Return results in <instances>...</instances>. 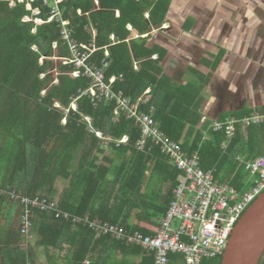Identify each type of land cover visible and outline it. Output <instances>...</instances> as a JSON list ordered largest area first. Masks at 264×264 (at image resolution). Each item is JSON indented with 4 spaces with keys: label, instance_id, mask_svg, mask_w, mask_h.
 Instances as JSON below:
<instances>
[{
    "label": "trees",
    "instance_id": "trees-1",
    "mask_svg": "<svg viewBox=\"0 0 264 264\" xmlns=\"http://www.w3.org/2000/svg\"><path fill=\"white\" fill-rule=\"evenodd\" d=\"M172 1L98 0L97 4L96 0H60L58 6L61 18L70 21L74 40L98 48L88 63L105 68L107 80L124 75L125 81H117L116 89L134 99L153 88L156 120L170 137L182 141L184 148L193 152L202 143V130L210 127L209 123L201 124L194 98L198 91L192 96L190 86H174L162 67L167 52L160 46L148 47L147 39H136L126 27L132 24L135 32L142 34L150 31L152 24L161 25ZM27 3L25 0L11 6L9 0H0V187L58 200L60 208L73 215L90 214L122 225L132 233H150L134 226L131 219L135 212L138 223L151 215L165 216L175 197L181 171L161 159L159 147L153 154L134 148L140 132L126 117L115 121L116 102L94 106L90 95L83 94L91 81L75 78L72 75L75 65L63 64V59H72V54L68 43L62 40L61 20L47 21L55 0L33 1V8L40 9L38 14ZM146 12L151 13L150 19L146 18ZM25 16L31 20H25ZM36 19L45 22L37 23ZM93 29L97 30L96 36ZM112 33L117 39L115 44L110 39ZM55 42L57 49L53 47ZM155 54L160 55L158 61L152 60ZM135 62H140L138 70L134 68ZM75 99L77 110L71 108ZM85 115L92 117L94 129L105 136L129 135L131 145L118 148L114 144L104 149ZM64 119L67 124L62 123ZM210 134L211 139L201 148L203 167L216 166V177L230 180L243 190L248 172L238 157L264 155V124L251 126L247 134L240 129L227 152L222 150L226 135L213 130ZM148 171L160 175L166 183L153 191L154 199L143 193ZM60 178L68 182L61 190L57 187ZM2 199L4 196L0 194V203ZM35 217L32 231L39 238L37 245L43 246L46 254L55 247V263L58 264L59 256L68 260V264H86V260L93 264L101 260L103 264L113 262L110 252L103 250L106 242L113 241L110 237L97 238L89 228L74 229L73 224L46 213L37 212ZM12 222L11 213L6 226H0L6 263L35 264L30 251L20 250L16 242L12 244L1 237V229L14 230ZM20 236L18 231L16 238ZM113 242L123 252L120 264L152 263V258L142 253L139 246ZM101 244L103 247L99 249ZM137 255H142L138 263L131 257Z\"/></svg>",
    "mask_w": 264,
    "mask_h": 264
},
{
    "label": "built area",
    "instance_id": "built-area-1",
    "mask_svg": "<svg viewBox=\"0 0 264 264\" xmlns=\"http://www.w3.org/2000/svg\"><path fill=\"white\" fill-rule=\"evenodd\" d=\"M24 1L9 0L11 6ZM33 1L35 0H28L27 7L38 14L40 9L33 8ZM44 3H48V0H44ZM59 3L60 0H55L52 16L47 21L55 18L61 20L62 40L68 43L72 54V59L64 58L63 64L75 65L76 70L72 73L75 78L85 77L91 81L90 88L83 94L90 95L94 106L116 102L115 121L120 122L126 117L140 132V137L133 144L134 148L153 154L155 148L159 147L166 161L181 171V178L167 214L160 219L156 231L146 235L138 231L131 233L123 226L93 218L90 214L73 215L61 209L58 200L52 201L43 195L28 196L16 188L5 190L12 201L19 205L20 235L25 239L30 237L36 213L40 212L73 225L81 224L89 228L97 238L107 236L128 245L139 246L143 252L153 257V264H171V255L182 256L184 264H219L237 223L253 205V201L264 192V155L252 158L239 155L238 159L245 164L249 173L245 179L249 188L243 191L230 180L223 181L216 177V166L207 169L203 167L202 144L211 139L210 130L221 132L226 135L222 150L227 152L240 129L247 134L251 126L264 124V110H254L242 117L229 116L225 120L213 121L209 129L202 130L203 139L198 149L188 151L182 141L170 137L156 120L157 107L152 103V89H146L134 99L126 95V92L115 89L117 81H125L124 75L107 80L105 68L88 63L98 48L94 44L80 45L74 40L73 30L69 27L70 21L60 16ZM96 3L98 4V0ZM78 12L81 14L82 11L79 9ZM24 19L31 20V17L25 16ZM36 21L45 22L43 19ZM93 32L96 36L97 30L93 29ZM111 39L116 43L114 36ZM53 47L57 49L58 43L55 42ZM34 48L37 50V47ZM106 56L109 57L108 50ZM153 59L157 60L158 55L153 56ZM134 68L138 69V63H135ZM42 95L45 96L46 91ZM76 100L71 103L73 110L78 108ZM55 106L59 107L60 103L56 102ZM64 120L67 124V119ZM85 121L101 140L100 144L104 149H109L114 144L118 148L131 145L129 135L122 138L105 136L103 132L94 129L91 116L85 115Z\"/></svg>",
    "mask_w": 264,
    "mask_h": 264
},
{
    "label": "crops",
    "instance_id": "crops-1",
    "mask_svg": "<svg viewBox=\"0 0 264 264\" xmlns=\"http://www.w3.org/2000/svg\"><path fill=\"white\" fill-rule=\"evenodd\" d=\"M119 14L120 11L117 10V15ZM145 16L150 19L151 13L146 12ZM126 27L133 31L136 39H147L148 47L160 46L167 52L162 67L164 75L171 79L174 86H190L189 93L192 96L198 91L194 98L201 115V124L206 122L211 125L213 121H221L229 116L242 117L240 115H248L254 110H264V0H173L166 21L161 25L152 24L151 30L142 34L135 32L132 24L128 23ZM112 36L116 39L114 33L110 39ZM155 55H158V59L152 57V60L158 61L160 55ZM135 63H138L139 69L140 62ZM153 98L154 92L152 100ZM159 156L165 160L162 153ZM152 174V171L147 172L143 193L154 199L153 191L156 192V188L162 186L155 183V175ZM2 195L4 199L0 203V226L3 228L8 218H11V213L16 219L20 215V209L8 194ZM6 196L11 201V206L7 203ZM136 214L137 212L131 223L146 229L150 232L148 234L156 231L163 217L153 218L151 215L138 223ZM73 226L74 229L86 228L81 224ZM1 230L2 238L8 239L9 243H17L19 228L17 231ZM110 239L124 243L112 237ZM113 241L106 242V250L103 244L99 249L103 247L104 251L110 252L113 262L109 264H120L123 252ZM0 245V264H7L2 240ZM141 252L151 257L153 264V257L142 249ZM56 253L55 247L48 250L49 264H57L53 259ZM141 256L131 257L138 263ZM58 259V264L69 263L60 256ZM86 264L93 263L86 260ZM97 264H103L102 260L97 261ZM171 264H184L182 256L171 255Z\"/></svg>",
    "mask_w": 264,
    "mask_h": 264
},
{
    "label": "water",
    "instance_id": "water-1",
    "mask_svg": "<svg viewBox=\"0 0 264 264\" xmlns=\"http://www.w3.org/2000/svg\"><path fill=\"white\" fill-rule=\"evenodd\" d=\"M264 256V192L247 209L231 234L220 264H260Z\"/></svg>",
    "mask_w": 264,
    "mask_h": 264
},
{
    "label": "rangeland",
    "instance_id": "rangeland-1",
    "mask_svg": "<svg viewBox=\"0 0 264 264\" xmlns=\"http://www.w3.org/2000/svg\"><path fill=\"white\" fill-rule=\"evenodd\" d=\"M62 123L66 124V120H63ZM248 176H249V173L246 175V178H248ZM156 182L159 186L166 184V183H164L163 177H161L160 175L155 176V183ZM67 185H68L67 180L63 179V178H60L57 182V187L60 190L63 189L64 186H67ZM167 187H169V185H166V189H167ZM248 188H249V186L246 184V181H245V188L243 189V191H246ZM5 192H6L5 189H2V191L0 193L3 194ZM7 203L11 206V201L9 199L7 200ZM1 209H2V207L0 208V210ZM19 221H20V215L18 214L16 219L13 218L12 223H13V227L15 229L13 231H17ZM34 232L31 230L30 237L27 239L23 238V240H21L18 238V241H17L18 247L20 250H26L28 252L30 251V253H29L30 257L34 261L35 264H49L48 254H46L45 248L43 246L41 247V246L37 245L39 238L37 237L36 232L35 233ZM261 261H262L261 263L264 264V256H263Z\"/></svg>",
    "mask_w": 264,
    "mask_h": 264
},
{
    "label": "clouds",
    "instance_id": "clouds-1",
    "mask_svg": "<svg viewBox=\"0 0 264 264\" xmlns=\"http://www.w3.org/2000/svg\"><path fill=\"white\" fill-rule=\"evenodd\" d=\"M19 228V227H18ZM219 264H220V262H219Z\"/></svg>",
    "mask_w": 264,
    "mask_h": 264
},
{
    "label": "flooded vegetation",
    "instance_id": "flooded-vegetation-1",
    "mask_svg": "<svg viewBox=\"0 0 264 264\" xmlns=\"http://www.w3.org/2000/svg\"><path fill=\"white\" fill-rule=\"evenodd\" d=\"M262 262V261H261ZM262 264V263H261Z\"/></svg>",
    "mask_w": 264,
    "mask_h": 264
}]
</instances>
